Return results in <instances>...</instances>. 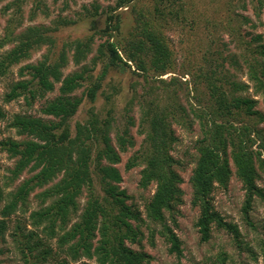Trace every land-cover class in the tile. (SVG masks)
Masks as SVG:
<instances>
[{"label":"trees","instance_id":"trees-1","mask_svg":"<svg viewBox=\"0 0 264 264\" xmlns=\"http://www.w3.org/2000/svg\"><path fill=\"white\" fill-rule=\"evenodd\" d=\"M30 1L29 20L38 12L48 18L42 0H12L3 10L5 15L14 12L6 19L0 37V79L12 77V69L18 67V79H8L3 101H22L27 109L42 100L44 103L42 117L24 113L7 118L0 108V123L5 122L0 134L13 131L21 139L0 141V150L14 161L0 182V256L9 236L19 264H149L151 257L133 248H141L144 225L151 238L161 237L169 245V253L179 257L181 243L168 224L169 220L176 226L177 210L183 204V179L176 171L179 162L171 155L177 142L173 126L192 130L194 123L199 138L190 177L191 205L198 210L195 225L200 241L207 243L217 230L229 234L242 248L238 227L215 210L212 193L227 188L233 167L245 190L243 214L247 220L254 197H264L256 185L258 171L264 175V129L260 128L264 123V38L258 35L244 44L241 65L234 56L229 59L211 53L201 57L203 64L196 70L181 68L183 76L193 79L194 92L192 97L185 92L183 104L179 98L182 87L176 85L170 93L161 78L177 67L161 24L179 19L181 0H150L146 12L133 10V27L126 36L116 11L132 0H118L105 14L95 2L91 10L84 7L87 34L58 49L53 34L75 22L59 16L49 26L22 29L23 9ZM71 1L63 0L60 12L67 10ZM58 2L53 0L54 5ZM258 4L261 9L263 0ZM102 15L105 20L100 28ZM96 41L102 42L94 50ZM44 46L48 48L41 59L27 63ZM228 59L243 70L253 96L262 99L263 113L256 109L257 100L245 95L249 85L226 67ZM70 65L76 70L64 76ZM128 71L142 76L148 91L131 97L121 121L113 96L108 94L105 98L110 106L105 113L91 111L88 120L76 123L72 131L70 121L83 99L95 103L111 72ZM57 86V96L45 100ZM83 88L81 96L76 95ZM199 94L204 97L198 99ZM134 103L139 107L137 127L143 142L125 168L141 165L139 186H155L145 205L146 222L139 210L128 204L117 168L121 155L135 146L130 130L136 121L129 115ZM24 173L31 176L17 183ZM259 249L264 261V240ZM216 260L225 264L228 256L221 253Z\"/></svg>","mask_w":264,"mask_h":264},{"label":"rangeland","instance_id":"rangeland-1","mask_svg":"<svg viewBox=\"0 0 264 264\" xmlns=\"http://www.w3.org/2000/svg\"><path fill=\"white\" fill-rule=\"evenodd\" d=\"M12 0H0V37L2 29L5 26L6 19L13 14L14 11H9L5 15L4 7ZM118 0H74L68 2V9L60 12L63 7V0H59L57 4H53V0H42L48 10V18L38 12L36 18L29 20V13L32 8V2H28L23 9V25L22 29L28 26L44 24L49 26L50 23L56 20L59 16L64 19H70L75 22L69 27H62L54 35L56 49L60 48L64 43L73 41L77 38H82L87 34V20L84 19L86 13L84 7L91 10V6L97 2L104 10V14L108 7H114ZM259 0H181V8L183 13L179 19L162 25L166 42L176 61V70L174 73H169L161 77L168 83V91H171L175 86H180L183 92L179 94L180 102L185 104V92H190V97L194 95L192 91L193 79L189 75L183 76L181 68H187L190 71L196 70L198 66H202V56L205 54L209 57L211 53L214 56L220 54L224 58L231 56L236 57L241 65L239 56L243 52L244 44L251 42L252 38L261 35L264 38V0L261 9H258ZM151 7L150 0H132L125 7L118 9L116 12L121 19V32L126 36L133 27V10L146 12ZM100 10V11H101ZM105 15L98 19L100 28L104 26ZM18 32V31H17ZM103 41V40H102ZM100 41V42H102ZM96 41V46L100 43ZM48 47H41L35 51L31 59L27 63H35L40 60L42 55L47 51ZM93 56L91 54L88 60ZM228 61L225 63L230 72L243 83L249 85V90L245 94L257 100L256 109L263 113V104L260 97H254L252 86L248 82L246 75L240 67L231 65ZM26 64V63H24ZM18 67L12 69V77L9 76L5 80L0 79V108L9 118L15 114H29L34 117H42L40 110L44 100L37 102L31 109H27L22 101L4 103L3 96L7 92V84L11 79L17 78ZM76 70L70 65L64 70V76ZM192 72V71H191ZM9 79V80H8ZM154 83V82H151ZM105 86L98 93L95 103L91 104L86 98L83 99L76 115L71 119V129L74 131L76 123H85L88 120L90 112L96 115H103L109 108L105 96L110 94L113 96V106L116 111L117 118L122 119L127 112V103L131 97L136 94L138 96L145 95L148 91V85L145 84L143 77L138 76L130 71L120 74L111 72L104 83ZM183 84V85H182ZM158 86L157 83L153 84ZM57 88L51 94H48L45 100H52L57 96ZM114 90L117 92L115 95ZM84 88L79 90L76 95L81 96ZM103 93V94H102ZM115 95V96H114ZM199 94L198 99L203 98ZM196 100L193 99V102ZM129 115L133 116L136 121V126L132 128L131 135L134 138L135 146L121 155V162L117 168L121 174L122 182L120 188L126 192L129 197L128 204L134 205L141 213L142 219L146 222L145 205L151 199L155 191V186L151 185L146 189L139 186L140 172L142 166H137L133 169L126 170L125 166L128 160L137 154L140 149L143 139L138 135L139 122V107L136 103L133 104L132 111ZM1 128L5 126V122L0 123ZM264 129V123L260 126ZM177 142L173 146L171 153L172 157L179 162L176 171L183 179L181 189L183 191V204L178 207V215L176 216V226L172 225L168 220V224L173 227L177 237L181 243V255L177 257L169 253V245L164 240L155 236L150 237L149 232L143 225L141 230L144 232V240L141 243V248L134 246L136 250H142L148 254L151 259L149 264H218L216 258L221 253H226L228 260L225 264H264L260 253L259 244L264 240V197H254L252 209L248 213V220L243 214V206L245 201V190L241 182L237 179L234 173V168L231 167L233 174L228 182L226 189L216 188L212 193V203L216 211H218L226 221L236 225L241 234L243 242L242 248H238L233 242L232 237L224 232L213 230L212 238L203 243L200 241V235L196 228L198 219V210L191 205L192 188L190 185V177L192 170L195 167L197 158L195 150V142L199 138V128L196 123L192 130L178 125L173 126ZM6 138L21 140L13 131H3L0 134V141ZM12 160L8 155L0 150V182L8 176V169L13 166ZM31 174H22L17 183L30 177ZM257 187L264 192V175L258 171L256 180ZM86 197L80 199L81 206L84 204ZM250 222V224L248 223ZM146 224V223H145ZM153 227L152 224H150ZM152 240V241H151ZM9 236L6 237L3 244L5 253L0 256V264H19L18 257L13 253L12 245L10 244ZM244 248H248L251 252ZM256 257V259H252Z\"/></svg>","mask_w":264,"mask_h":264}]
</instances>
